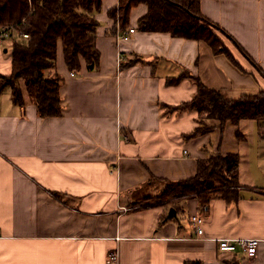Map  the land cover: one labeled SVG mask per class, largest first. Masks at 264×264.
<instances>
[{
	"label": "crops",
	"instance_id": "obj_1",
	"mask_svg": "<svg viewBox=\"0 0 264 264\" xmlns=\"http://www.w3.org/2000/svg\"><path fill=\"white\" fill-rule=\"evenodd\" d=\"M119 6L102 0L93 11L98 66L82 59L72 75L59 41L51 73L62 77L61 115L41 116L24 81V105L12 87L0 92V264H264L259 122L227 121L189 136L198 113L177 108L197 92L195 78L229 98L264 90V0H200L202 14L236 42L225 37L229 52L140 30L145 3L132 7L123 27ZM129 27L135 32L124 40ZM15 39L0 44V75L12 72ZM227 153L240 158L238 198L215 195L207 206L196 194L151 200L169 181L195 176L201 159ZM195 215L204 217L201 235ZM222 237L262 241L249 258L221 251Z\"/></svg>",
	"mask_w": 264,
	"mask_h": 264
},
{
	"label": "trees",
	"instance_id": "obj_2",
	"mask_svg": "<svg viewBox=\"0 0 264 264\" xmlns=\"http://www.w3.org/2000/svg\"><path fill=\"white\" fill-rule=\"evenodd\" d=\"M140 3L148 5V11L139 20L140 30L169 32L173 36L204 41L216 52H229L224 39H234L202 14L200 0H120L119 17L123 27L129 22L132 7ZM101 4L102 0H0V28L10 26L11 37L16 34L21 38V32L30 35L27 40L13 41V69L8 75H0V92L7 86L12 87L14 101L24 105V90L18 83L24 81L41 116L61 115L59 89L62 77L51 73L56 67L59 41L63 43L66 65L71 71L77 72L81 68L82 59L91 68L98 66L100 52L95 43L98 21L93 11ZM117 13L116 8L109 10L114 19ZM186 75L168 79V82L176 83ZM195 79L197 92L177 107L198 113V125L189 136L223 127L227 121L238 124L242 119L258 121L260 132L264 134V90L229 98L221 90ZM203 114L217 120L218 124H206ZM238 135L243 136L241 132ZM239 160L237 153L212 154L199 161L195 176L169 181L165 190L151 200L163 202L196 194L207 206L215 195L236 199L240 185Z\"/></svg>",
	"mask_w": 264,
	"mask_h": 264
},
{
	"label": "built area",
	"instance_id": "obj_3",
	"mask_svg": "<svg viewBox=\"0 0 264 264\" xmlns=\"http://www.w3.org/2000/svg\"><path fill=\"white\" fill-rule=\"evenodd\" d=\"M134 32H135V28L129 27L128 30H126L124 33L121 34V38L124 40H128ZM11 36L12 34H11L10 26H4L0 28V44H2L5 39L10 38ZM20 36L24 40L30 38V35L27 32H21ZM74 74L75 72L72 71V75ZM191 219H192V223L194 224L196 233L198 235H201L204 231L203 228L204 217L200 215H195L192 216ZM261 241L262 239L257 237H248V238L222 237L218 239L219 249L221 251L235 252L237 250H241L249 258H252L256 255ZM118 258H119L118 251L116 252L114 251L110 254L109 261L111 262L117 261Z\"/></svg>",
	"mask_w": 264,
	"mask_h": 264
},
{
	"label": "rangeland",
	"instance_id": "obj_4",
	"mask_svg": "<svg viewBox=\"0 0 264 264\" xmlns=\"http://www.w3.org/2000/svg\"><path fill=\"white\" fill-rule=\"evenodd\" d=\"M7 44L8 45H11V41H8L7 42ZM18 83L20 84L21 82L20 81H18ZM220 90V89H219ZM224 94V93H223ZM225 95V94H224ZM226 96V95H225ZM242 96V95H241ZM241 96H239V97H241ZM236 98H238V97H236ZM202 119H204V122L206 123V124H208V125H214V124H218V121L217 120H215V119H211V118H207V116H206V114H203L202 115ZM170 202H173V201H175V199H172V200H169Z\"/></svg>",
	"mask_w": 264,
	"mask_h": 264
},
{
	"label": "water",
	"instance_id": "obj_5",
	"mask_svg": "<svg viewBox=\"0 0 264 264\" xmlns=\"http://www.w3.org/2000/svg\"><path fill=\"white\" fill-rule=\"evenodd\" d=\"M171 211H172L173 213H175V211H174L173 209H171Z\"/></svg>",
	"mask_w": 264,
	"mask_h": 264
}]
</instances>
